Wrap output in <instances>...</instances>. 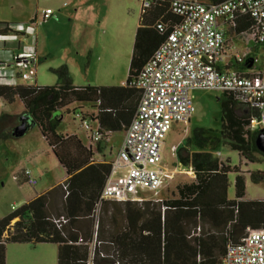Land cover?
I'll return each mask as SVG.
<instances>
[{"label": "trees", "instance_id": "1", "mask_svg": "<svg viewBox=\"0 0 264 264\" xmlns=\"http://www.w3.org/2000/svg\"><path fill=\"white\" fill-rule=\"evenodd\" d=\"M170 1L150 0L151 6L141 10L125 86L75 87L67 65L52 69L58 79L55 86L0 85V99L7 103L19 99L24 106L20 116L0 115V141L18 138L14 132L25 117L29 129L39 127L66 172L64 182L0 219V264H7L10 243L55 244L57 264H89L92 246V264H216L229 243H240L249 230L264 229V200H243L242 174L236 176L235 199L230 200L228 174L239 169L217 156L223 148L249 162L255 154L263 155L256 146L259 134L248 129L259 113L223 93L221 128H197L177 147V162L193 171L194 181L179 186L175 199L101 201L95 230L93 215L111 164L96 161L92 148L78 135L57 132L62 110L79 103L95 108L96 115L88 111L84 115L104 135L103 142L128 129L141 98L131 83L180 22L170 11ZM159 23L165 25L164 33L157 29ZM5 25L15 24L0 23ZM250 27V22L240 21L234 29L245 33ZM251 178L264 181V172L252 173ZM60 217L68 222L59 228L54 220Z\"/></svg>", "mask_w": 264, "mask_h": 264}, {"label": "rangeland", "instance_id": "2", "mask_svg": "<svg viewBox=\"0 0 264 264\" xmlns=\"http://www.w3.org/2000/svg\"><path fill=\"white\" fill-rule=\"evenodd\" d=\"M202 1V0H200ZM67 6H66V5ZM66 6V7H64ZM50 8L53 18L43 22L35 21L36 14ZM142 0H0V23L24 26V45L38 49L37 78L40 86H55L57 76L52 69L67 65L74 86H125L129 74L134 37L138 27ZM241 47L243 43L237 42ZM254 43L248 46L253 47ZM122 50L124 58L114 64L104 50ZM254 55L263 63V49L255 50ZM110 61V67L107 64ZM33 78V77H31ZM34 85V81H19ZM222 92L196 90L192 92L195 112L188 123H175L167 134L163 147L162 167L174 172L172 180L166 182L154 193H141L144 201L169 200L178 197L177 188L194 181L191 169H185L177 162L174 153L181 142L192 135L197 128L219 130L221 128ZM74 104L63 109V121L58 133L76 134L84 137L80 121L75 118L77 111H93L87 104L82 107ZM23 106L19 99L7 103L0 99V115L20 116ZM125 132H116L104 142V156L96 151L100 160L112 162L124 140ZM220 161L239 173L228 174V198L235 199V179L238 174L245 177L246 191L243 200H264V181L255 183L251 174L264 172V156L255 154L249 162L236 151L223 148L217 152ZM28 169L38 180L36 186L23 182L20 173ZM20 176V181L16 177ZM66 179V172L59 164L44 139L38 126H32L20 138L0 141V219L9 216L22 205L44 194L53 186ZM17 220V219H16ZM14 220L12 224L16 221ZM57 245L50 243L7 245V264H57Z\"/></svg>", "mask_w": 264, "mask_h": 264}, {"label": "built area", "instance_id": "3", "mask_svg": "<svg viewBox=\"0 0 264 264\" xmlns=\"http://www.w3.org/2000/svg\"><path fill=\"white\" fill-rule=\"evenodd\" d=\"M150 6V0H142L141 10ZM170 11L180 18L179 24L131 83L140 91L141 98L116 158L110 162V175L93 215L95 230L98 229L101 201L143 202L145 199L141 193L157 194L166 182L173 179L174 172L162 167L163 147L175 123L191 120L195 112L193 91L211 90L233 96L259 113L251 120L249 131L264 133V58L261 68L252 75L224 72L217 67L226 46L221 22L233 28L240 21L250 22L251 27L245 34L264 51V0H171ZM54 15L55 12L47 8L41 11L40 18L46 22ZM157 29L162 33L166 31L163 23H159ZM24 33L22 25L0 26V69L4 58L1 53L12 51L13 47L19 49ZM17 52L9 57L10 66L15 79L26 81L36 74L35 54ZM237 58L239 62L243 61V58ZM246 61L259 62L258 58H247ZM74 115L89 143L101 144L104 135L89 117L83 111ZM177 147L174 148L175 155ZM20 176L30 186L38 183L28 169H24ZM20 176L16 180L20 181ZM54 221L59 228L68 222L64 217ZM93 251L94 246L91 247L92 257ZM92 257L89 264H92ZM216 264H264V229L249 230L240 243H229L223 259Z\"/></svg>", "mask_w": 264, "mask_h": 264}, {"label": "crops", "instance_id": "4", "mask_svg": "<svg viewBox=\"0 0 264 264\" xmlns=\"http://www.w3.org/2000/svg\"><path fill=\"white\" fill-rule=\"evenodd\" d=\"M66 6H64V7H66ZM40 16H41V11L36 14V17L34 20L38 21ZM220 29H222L225 33L226 46H225L224 56H223L222 60L217 62V67L224 72L236 71V72L243 73L245 75H249V74L252 75L257 70H259L261 67H256V65L259 64V62L261 60H259V58L254 55V51L259 50V49L261 50L262 47L254 44L253 47L248 48V46L253 43L249 39L248 35L243 33V32L242 33L237 32L233 27H231L227 24H224L223 22L220 23ZM25 37H26V34L24 33L22 38H25ZM22 38H21V44H20L19 49H18V47H13V48H11L12 51L1 53V56L4 58H2L3 61H2L1 69H0V85H29V83L28 84L20 83L19 81L21 79H15L14 78L15 72L10 66V58L9 57L12 55V53H16L17 51H19V52H33L35 54L36 74H35V76H33V78L26 80V82L32 80L35 83L34 85L40 86L38 84V78H37V63H38V61H40V58H38V49L32 48V46L27 47L26 45H24ZM237 42H239V43L244 42L245 47H241V45H239ZM121 51L122 50H117L116 48H114L113 50L106 49V50H104V52H106V54H107V56H105V58L111 60L112 62H114V64H116L118 58H124L125 57L126 49H125L124 53H122ZM237 56L243 58V61L239 62ZM262 57L264 58V55ZM247 58H258L259 62L256 64H252L251 62L246 61ZM107 66L110 67V61L107 64ZM23 82H25V81H23ZM75 87H77V86H75ZM79 105L83 106L84 104L79 103ZM22 106H23V104H22ZM91 109L93 111H88L89 114L96 115L97 114L96 109L95 108H91ZM23 111H24V106H23ZM68 135H73V134H68ZM79 139H81L82 142L87 147L92 148V150L94 152V159L96 161H99V162L105 161V160H100L99 156H96L95 153H96V151H98L99 153H101L104 156V150L103 149L105 148L107 143L104 144V142H102L99 145H92L89 143V140L87 138V134L85 132H84V137H82V138L79 137Z\"/></svg>", "mask_w": 264, "mask_h": 264}, {"label": "water", "instance_id": "5", "mask_svg": "<svg viewBox=\"0 0 264 264\" xmlns=\"http://www.w3.org/2000/svg\"><path fill=\"white\" fill-rule=\"evenodd\" d=\"M25 117L21 118V123L16 127L15 134L18 138L23 137L28 131L29 126L24 121ZM256 146L258 150L264 155V133H260L256 138Z\"/></svg>", "mask_w": 264, "mask_h": 264}]
</instances>
